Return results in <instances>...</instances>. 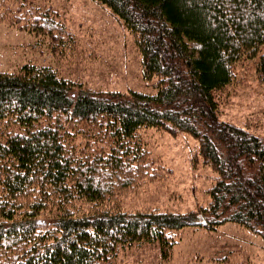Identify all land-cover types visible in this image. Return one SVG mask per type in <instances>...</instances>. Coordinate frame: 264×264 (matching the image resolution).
Segmentation results:
<instances>
[{"label": "trees", "instance_id": "obj_1", "mask_svg": "<svg viewBox=\"0 0 264 264\" xmlns=\"http://www.w3.org/2000/svg\"><path fill=\"white\" fill-rule=\"evenodd\" d=\"M93 1L131 34L155 91L98 89L29 62L0 70V264H112L148 243L168 261L190 212L122 205L158 175L145 129L197 142L213 173L207 228L232 221L264 238V135L221 119L214 97L243 58L264 88V0ZM2 22L47 38L55 56L79 44L45 3L0 0Z\"/></svg>", "mask_w": 264, "mask_h": 264}, {"label": "rangeland", "instance_id": "obj_2", "mask_svg": "<svg viewBox=\"0 0 264 264\" xmlns=\"http://www.w3.org/2000/svg\"><path fill=\"white\" fill-rule=\"evenodd\" d=\"M34 2L58 10L79 44L63 57L55 56L47 38L2 22L0 70L12 71L29 62L49 65L64 77L98 89L155 91L153 80L141 77L139 53L131 34L106 7L93 0ZM255 61L243 58L234 68V81L214 97L221 119L264 135V88L258 81ZM141 132L158 175L127 191L123 207L134 210L154 206L190 212L189 222L173 232L174 245L168 261L160 258L156 243H148L126 246L112 264H264L262 236L232 221L214 229L205 225L200 209L208 200L206 189L213 173L195 157L197 142L183 133L172 135L153 129Z\"/></svg>", "mask_w": 264, "mask_h": 264}]
</instances>
